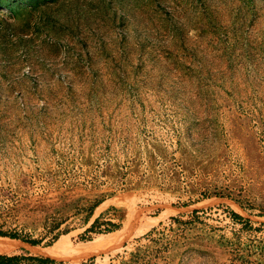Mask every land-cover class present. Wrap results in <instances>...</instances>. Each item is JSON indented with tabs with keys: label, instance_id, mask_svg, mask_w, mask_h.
<instances>
[{
	"label": "rangeland",
	"instance_id": "obj_1",
	"mask_svg": "<svg viewBox=\"0 0 264 264\" xmlns=\"http://www.w3.org/2000/svg\"><path fill=\"white\" fill-rule=\"evenodd\" d=\"M0 231L52 264H264V0H0Z\"/></svg>",
	"mask_w": 264,
	"mask_h": 264
},
{
	"label": "trees",
	"instance_id": "obj_2",
	"mask_svg": "<svg viewBox=\"0 0 264 264\" xmlns=\"http://www.w3.org/2000/svg\"><path fill=\"white\" fill-rule=\"evenodd\" d=\"M232 216L233 218L236 219L242 218V216L236 211H232ZM0 236H9L11 238H18L16 234L6 233L4 231H0ZM22 240L26 242H30L33 245L40 243V241L38 240H29L26 238H23ZM26 259L35 260L38 262V264H52L53 262H55L53 259L47 257H37V256L26 257L24 255H19V254H14V255L0 254V264H22V262Z\"/></svg>",
	"mask_w": 264,
	"mask_h": 264
}]
</instances>
